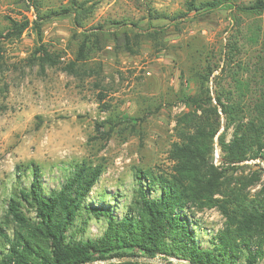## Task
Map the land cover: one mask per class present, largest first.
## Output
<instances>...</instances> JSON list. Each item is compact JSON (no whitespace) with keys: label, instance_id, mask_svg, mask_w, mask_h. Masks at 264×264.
Here are the masks:
<instances>
[{"label":"rangeland","instance_id":"374dc122","mask_svg":"<svg viewBox=\"0 0 264 264\" xmlns=\"http://www.w3.org/2000/svg\"><path fill=\"white\" fill-rule=\"evenodd\" d=\"M79 1H86L91 12L84 26L77 28L74 14L40 18L69 6L70 0H0V31L10 19L27 17L31 22L20 38L4 40L0 69V224L10 234L15 229L5 221L10 197L32 181L31 171L24 167L38 165L49 192L62 186L76 163H102L103 174L85 205L112 207L121 218L131 201L137 168L171 171L169 151L178 140L176 119L188 111L181 97L197 92L196 74L204 72L208 61L219 65L209 83L213 95L217 76L226 88L234 86V71L238 70L239 77L254 76L259 46L253 38L264 36V7H257L260 0H229L214 10L191 12L175 21H151L149 11L174 15L187 11V0ZM158 30V44L144 35L138 44L135 41L137 33ZM39 33L62 65L75 58L85 33H97L100 42L88 64L101 63L103 73L98 79H82L61 66L42 68L32 63ZM236 40L238 63L231 70L226 53ZM239 63L243 68H238ZM131 118L134 122L127 121ZM108 120L115 126L105 139L97 123ZM110 126L105 124L101 131ZM217 150L220 155L215 143L214 162L220 164ZM259 188V184L251 188V193ZM189 215L198 226L199 241L210 246L224 228L225 218L217 208ZM106 227L104 218L91 216L86 221L78 219L71 231L76 230V238H99ZM152 259L159 262H130L185 264L173 257L169 261L163 256ZM103 261L99 264H107Z\"/></svg>","mask_w":264,"mask_h":264},{"label":"trees","instance_id":"16d2710c","mask_svg":"<svg viewBox=\"0 0 264 264\" xmlns=\"http://www.w3.org/2000/svg\"><path fill=\"white\" fill-rule=\"evenodd\" d=\"M226 1L187 0V11L169 15L150 9L149 17L151 21H175L191 12L214 10ZM258 2L257 7L262 9L263 2ZM86 5V1L70 0L69 6L40 18L74 14L75 25L80 28L91 12ZM30 24L27 17L10 19L0 31V69L4 40L20 38ZM160 32L137 33L135 41L138 44L146 36L158 44ZM99 37L97 33H85L75 58L62 65L42 43L39 33L32 63L42 68L61 66L70 75L98 79L102 64L89 65L88 59L98 47ZM253 43L259 46L253 77H239L238 70L234 71V86L226 88L217 76L213 95L209 83L219 65L208 61L204 72L196 74L197 92L181 97L188 111L176 119L178 140L169 151L171 171L137 168L131 201L123 217L118 218L109 206L85 205L103 174L102 163H76L62 186L49 192L45 191L41 168L34 163L24 167V171H31L32 181L29 186H20L8 202L5 221L15 229L10 234L0 224V264H87L126 256H163L167 261L173 257L191 264H264V36L254 37ZM238 50V41L230 42L226 63L231 70L238 63ZM238 68L243 66L239 63ZM127 121L134 122L133 118ZM107 123L111 124L109 129L101 131ZM114 126L112 120L98 122L97 130L108 139ZM215 143L220 164L214 162ZM241 169L244 172L238 173ZM258 184L260 188L252 194L251 188ZM210 208L220 211L225 224L211 239V245L203 246L189 212ZM91 216L106 220L103 235L76 238V230H71L78 219L86 221Z\"/></svg>","mask_w":264,"mask_h":264},{"label":"water","instance_id":"95a60500","mask_svg":"<svg viewBox=\"0 0 264 264\" xmlns=\"http://www.w3.org/2000/svg\"><path fill=\"white\" fill-rule=\"evenodd\" d=\"M135 260H143V261H148V262H159V260H156V259H151V258H148V257H143V256H138V257H133V256H127V257H123V258H112L110 260H106L105 263H111V262H127V261H135ZM99 263H104L103 260L99 261V262H92V263H87V264H99ZM183 263L185 264H191L187 261H183Z\"/></svg>","mask_w":264,"mask_h":264},{"label":"built area","instance_id":"2783aa9c","mask_svg":"<svg viewBox=\"0 0 264 264\" xmlns=\"http://www.w3.org/2000/svg\"><path fill=\"white\" fill-rule=\"evenodd\" d=\"M216 160L218 159V157H220L219 153H218V150L216 151Z\"/></svg>","mask_w":264,"mask_h":264}]
</instances>
